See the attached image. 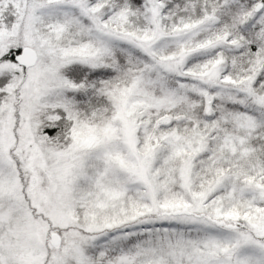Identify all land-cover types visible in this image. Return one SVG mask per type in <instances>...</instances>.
Returning <instances> with one entry per match:
<instances>
[{"label": "snow or ice", "instance_id": "6c2138e0", "mask_svg": "<svg viewBox=\"0 0 264 264\" xmlns=\"http://www.w3.org/2000/svg\"><path fill=\"white\" fill-rule=\"evenodd\" d=\"M0 264H264V0H0Z\"/></svg>", "mask_w": 264, "mask_h": 264}]
</instances>
